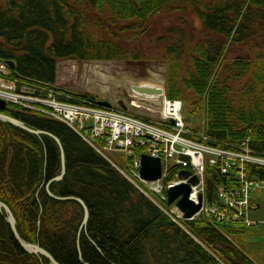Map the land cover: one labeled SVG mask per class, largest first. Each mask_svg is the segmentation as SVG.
<instances>
[{
	"label": "trees",
	"instance_id": "obj_1",
	"mask_svg": "<svg viewBox=\"0 0 264 264\" xmlns=\"http://www.w3.org/2000/svg\"><path fill=\"white\" fill-rule=\"evenodd\" d=\"M163 12L176 16L153 40L165 41L163 48L147 57L138 38L155 35L154 18ZM192 14L201 35L186 27ZM252 43L264 47V0H0V59L15 63V76L99 102L55 85L59 60L162 59L166 95L188 103L186 120L195 132L220 146L248 141L264 156V51L254 71L249 54L228 57L231 46ZM0 112L63 145L66 173L51 181L62 172L57 141L0 120V200L21 237L61 264H258L239 239L250 227L204 216L180 225L66 123L14 104ZM201 114L202 126L192 119ZM250 176L263 178L264 167H250ZM229 181L218 166L208 167V200L216 201L218 186ZM47 185L55 196L73 198L52 197ZM76 198L89 209L85 227ZM0 264H51L21 247L1 210Z\"/></svg>",
	"mask_w": 264,
	"mask_h": 264
},
{
	"label": "built area",
	"instance_id": "obj_2",
	"mask_svg": "<svg viewBox=\"0 0 264 264\" xmlns=\"http://www.w3.org/2000/svg\"><path fill=\"white\" fill-rule=\"evenodd\" d=\"M12 70L0 59L1 99L27 112L66 123L106 157L112 152L125 154L131 164L130 171L125 174L128 179L180 225L184 213L177 200L167 205L168 189L179 183L191 184L190 199L195 202L203 197L201 209L191 219L204 216L216 224L236 223L245 227L264 223V219L254 216L263 206L260 202H264V176H250V167H264V156L251 150L248 141L220 146L213 144L214 138L203 131L202 134L195 132L192 123L186 120L183 100L169 99L165 94L132 100L131 106L151 115L144 116L130 108L105 107L91 98L22 79ZM157 99H162L160 107L155 104ZM142 153L161 159L160 179L146 181L141 178ZM215 166L230 181L218 186L217 199L212 202L206 195V171ZM175 170L176 178L168 181ZM183 170L190 175L181 176ZM194 176L197 181L191 183Z\"/></svg>",
	"mask_w": 264,
	"mask_h": 264
},
{
	"label": "rangeland",
	"instance_id": "obj_3",
	"mask_svg": "<svg viewBox=\"0 0 264 264\" xmlns=\"http://www.w3.org/2000/svg\"><path fill=\"white\" fill-rule=\"evenodd\" d=\"M176 15L166 12L155 17V26L158 27L155 35L142 36L141 44L145 48L147 57L155 56L163 48L165 41L153 43V40L163 33L167 25L173 23ZM183 17V16H181ZM189 23L186 27L193 28L196 35H201L202 23L195 15L186 16ZM177 22L179 19L177 18ZM102 32V31H101ZM130 41H135L136 36H130ZM119 41V40H117ZM261 49V50H259ZM141 50V49H140ZM263 48H258L255 44L234 45L230 47L229 56L249 54L252 58V71H254L256 57ZM166 72V62L160 59L149 60H102V61H81L78 59L59 60L57 63V77L55 85L66 91L78 93H89L99 97L100 100H107L113 105H119L121 101L125 103L131 111L144 116H151L144 109H136L130 102L139 99L135 89L131 85H136L140 81H151L164 85ZM246 82L243 79L240 83ZM166 88V86H165ZM166 93V92H165ZM97 94V95H96ZM141 96V95H139ZM192 97V95H190ZM186 102V101H185ZM155 104L160 107L162 99L155 100ZM186 105L188 103L186 102ZM154 116V115H153ZM198 125L204 120L203 114L193 117ZM201 121V122H202ZM194 123V122H193ZM202 134V131H201ZM112 164L117 167L124 175L128 174L131 168L129 160L125 154L119 152L109 153ZM126 176V175H125ZM127 177V176H126ZM262 209L254 216L264 219V202L261 200ZM243 241L245 252L258 264H264V223H260L246 229V234L239 237Z\"/></svg>",
	"mask_w": 264,
	"mask_h": 264
},
{
	"label": "water",
	"instance_id": "obj_4",
	"mask_svg": "<svg viewBox=\"0 0 264 264\" xmlns=\"http://www.w3.org/2000/svg\"><path fill=\"white\" fill-rule=\"evenodd\" d=\"M8 64L11 66V68H15V63L13 61H9ZM149 84H150V81H147V82L140 81L138 85H136V86L133 85V89L137 90L141 95L150 96V95H152L151 94L152 91H151V88L148 87ZM163 87H164V89H166L165 88V82H164ZM99 103L102 106H106V107L111 106V103L109 101H106V100H102ZM119 104L121 107L127 108L123 101H121ZM7 107H8L7 102L0 98V110H4ZM0 120H2L4 122L11 123V124L18 126L20 128H23V129H25V130L33 133V134H36V135L47 134V135L53 137L57 141V143L59 144V146L61 148L62 172L59 176L55 177L51 181L60 180L64 177V175L66 173L65 151H64V148H63V145H62L60 139L57 136H55L54 134H52L50 132L41 130V129L31 128L27 124H25L23 121L15 118V117L9 116L7 114H4L2 112H0ZM171 120L174 121L173 119H171ZM162 170H163L162 169V161L160 158L153 157V156L148 155V154H142L141 155L140 175H141L142 179L147 180V181L158 180L159 178L162 177ZM180 175L181 176H188V175H190V172L187 170H183V171H181ZM190 181H191V183L196 182L197 177H195V176L192 177ZM46 189L52 197L60 198V199L73 198V197H57V196H55L49 190V185H47ZM190 193H191V184L190 183L176 184L173 187L169 188L167 191L168 205H171L176 200H178L177 205L179 206V208L184 213L185 219H191L201 209V206H202L203 197L200 196L199 202L197 203L194 200L190 199ZM76 199L83 205L84 210H85L84 221L82 224L85 227L87 224V221L89 219V209H88L87 205L85 204V202L81 198H76ZM0 210L5 211V213L7 215V221L9 222V224L12 228L13 234L23 249H25L31 253H35L37 255L45 256L46 258H48L50 260L51 264H61L60 262H58L55 259V257L48 250L43 248L40 244L30 242V241H26L25 239H23L21 237V235L18 231V228H17V219H16L13 211L11 210L9 205H7L2 200H0Z\"/></svg>",
	"mask_w": 264,
	"mask_h": 264
},
{
	"label": "bare ground",
	"instance_id": "obj_5",
	"mask_svg": "<svg viewBox=\"0 0 264 264\" xmlns=\"http://www.w3.org/2000/svg\"><path fill=\"white\" fill-rule=\"evenodd\" d=\"M153 85H154V88H151L152 93L155 94V95H157V96H161L162 93H163V88L160 87V84H158V82L155 83V84H153ZM161 86H162V85H161ZM161 88H162V89H161ZM152 93H151V94H152Z\"/></svg>",
	"mask_w": 264,
	"mask_h": 264
},
{
	"label": "crops",
	"instance_id": "obj_6",
	"mask_svg": "<svg viewBox=\"0 0 264 264\" xmlns=\"http://www.w3.org/2000/svg\"><path fill=\"white\" fill-rule=\"evenodd\" d=\"M145 82H147V81H145ZM138 84H139V82H138ZM138 84H136V85H138ZM134 85H135V84H134ZM136 85H135V86H136ZM131 87H133V85H131ZM148 87L153 88V87H154L153 83H150ZM96 95H97V94H96ZM98 98H99V97H98Z\"/></svg>",
	"mask_w": 264,
	"mask_h": 264
}]
</instances>
